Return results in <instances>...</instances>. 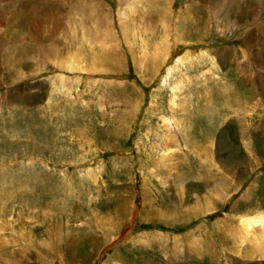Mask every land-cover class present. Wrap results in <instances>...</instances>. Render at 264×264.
Masks as SVG:
<instances>
[{
    "label": "rangeland",
    "instance_id": "1",
    "mask_svg": "<svg viewBox=\"0 0 264 264\" xmlns=\"http://www.w3.org/2000/svg\"><path fill=\"white\" fill-rule=\"evenodd\" d=\"M257 212L264 0H0V264H264Z\"/></svg>",
    "mask_w": 264,
    "mask_h": 264
},
{
    "label": "bare ground",
    "instance_id": "2",
    "mask_svg": "<svg viewBox=\"0 0 264 264\" xmlns=\"http://www.w3.org/2000/svg\"><path fill=\"white\" fill-rule=\"evenodd\" d=\"M137 28V27H136ZM136 34H140V32H136ZM143 35V34H142ZM143 38V37H142ZM138 39V38H137ZM139 40V39H138ZM142 42V40H141ZM140 42V43H141ZM144 43V41H143ZM143 49L140 53H145L146 54V44H142ZM166 54V53H165ZM55 57H58L57 54H55ZM185 60V58H183ZM187 59V56H186ZM82 61V58L79 57V54H74V55H70L69 57H67V59H65L62 63H65L66 65H64V67L68 70H77V68L80 69H84L82 68L80 65V62ZM84 62V61H83ZM178 62V61H177ZM182 62V61H181ZM184 62V61H183ZM82 63V62H81ZM137 63L139 65V69L140 72H142L143 70L146 71L145 66L143 65V58H138L137 59ZM79 65V66H78ZM88 66V65H87ZM100 65L99 63L96 62V60H94V62L91 65V70H97L100 69L98 68ZM86 67V66H85ZM85 70V69H84ZM172 71V69L168 71V76L170 74V72ZM167 78V77H166ZM165 78V79H166ZM165 82V81H164ZM164 84V83H163ZM175 89H177V87H175ZM174 98V97H173ZM173 101V100H172ZM174 103V102H173ZM172 109V108H171ZM165 123V122H164ZM167 140V138L165 139ZM164 158V157H163ZM240 233H238V235H240L239 237H235L236 240L235 243L238 244V242L240 243V247L244 248V245H248V247L251 249L250 253L247 257H251L254 258L255 254L258 255L259 253V248L261 247V245L263 244V237L262 236V231H261V227L264 226V215L262 212H257L255 215L252 216H244L240 219ZM193 242V241H192ZM191 245L194 246V244L192 243ZM197 247V246H196ZM245 249V248H244ZM192 251V250H191Z\"/></svg>",
    "mask_w": 264,
    "mask_h": 264
}]
</instances>
